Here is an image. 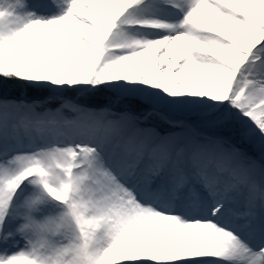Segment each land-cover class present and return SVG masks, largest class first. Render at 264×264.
<instances>
[{
  "label": "snow or ice",
  "instance_id": "6c2138e0",
  "mask_svg": "<svg viewBox=\"0 0 264 264\" xmlns=\"http://www.w3.org/2000/svg\"><path fill=\"white\" fill-rule=\"evenodd\" d=\"M0 264H264V0H0Z\"/></svg>",
  "mask_w": 264,
  "mask_h": 264
}]
</instances>
